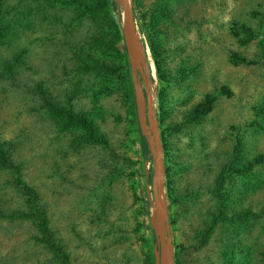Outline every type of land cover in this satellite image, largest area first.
<instances>
[{"label": "rangeland", "instance_id": "1", "mask_svg": "<svg viewBox=\"0 0 264 264\" xmlns=\"http://www.w3.org/2000/svg\"><path fill=\"white\" fill-rule=\"evenodd\" d=\"M106 1L72 31L63 8L45 17L30 0L8 3L22 26L0 42V64L21 53V67L0 81V138L24 161L70 264H157L153 129L138 103L124 5ZM130 2L159 126L173 263L264 264V0ZM71 46L92 54L85 60L93 69L81 78ZM234 53L249 65H233ZM35 83L69 108L63 91L77 88L73 110L89 115L99 134L48 113ZM197 107L211 111L190 122ZM12 182L0 169V264H61L20 219L26 199Z\"/></svg>", "mask_w": 264, "mask_h": 264}, {"label": "trees", "instance_id": "2", "mask_svg": "<svg viewBox=\"0 0 264 264\" xmlns=\"http://www.w3.org/2000/svg\"><path fill=\"white\" fill-rule=\"evenodd\" d=\"M12 0H0V42L6 39V36L11 34V32L16 31L17 26L21 25L19 14H10L11 10L8 3H11ZM40 6L38 9L39 13L45 15V17H51V15L46 16L51 10H56L58 8H63L69 12L68 28L71 29L77 21L83 19L90 20L93 18L92 15L94 12L105 9V5L108 4L106 0H30ZM62 9V10H63ZM59 10V9H58ZM57 10V12H58ZM56 12V13H57ZM15 13V12H14ZM44 17V18H45ZM54 19H58L56 14L52 16ZM22 26V25H21ZM241 30L245 31L247 34H250V37H253V29L250 26H240ZM17 37V36H16ZM236 38H240L238 33H235ZM76 34L72 35V41L75 42ZM244 41V40H242ZM245 43V42H244ZM251 42H246L249 44ZM76 42L72 45H75ZM75 50L72 46L70 47V53H72L74 58L80 60L78 78L84 76V74H89L92 71L93 66L88 63L85 58L89 61H92V54L87 50H82L78 46ZM16 55V54H15ZM21 53H18L14 58H9L7 61H4L0 64L3 68L0 72V81L2 78L15 79L19 73V64ZM233 65L238 66L241 64L249 65L247 58L240 56L238 53L233 54ZM159 67V66H158ZM34 88L31 90L32 94L37 96L39 95L43 101L44 109L52 114L55 117L62 118L67 125L79 127L88 134H96L99 132L90 118L89 115L84 113H76L73 110L75 99L80 98V92L74 86L71 88L65 89L63 91L65 100L68 105L72 106L71 108L66 107L64 104L59 102L52 94L50 89H47L42 84L35 83ZM212 99V98H211ZM215 101L212 100L210 104ZM214 103V102H213ZM211 111L210 108L202 109V107H197L189 116V121H196L203 113H208ZM99 134V133H98ZM100 139V138H99ZM99 141V140H98ZM103 142V140H101ZM147 145H149L147 143ZM14 147L11 148V141H5L0 138V169L6 171L10 174L12 178V187L17 189V191L22 193L26 202L24 203V208L18 210V215L25 222L31 223L39 232L37 243L44 246L46 250L54 253V255L61 261V264H70L69 256L66 251L63 249V246L58 242L54 236L53 229L47 217V212L44 208V201L39 191L27 181L25 177V163L21 161L20 158L17 160L14 159ZM220 215V214H219ZM217 216L212 221V227H215L219 224L222 216ZM247 213L243 212L240 215L236 214L233 216L234 219H245Z\"/></svg>", "mask_w": 264, "mask_h": 264}, {"label": "water", "instance_id": "3", "mask_svg": "<svg viewBox=\"0 0 264 264\" xmlns=\"http://www.w3.org/2000/svg\"><path fill=\"white\" fill-rule=\"evenodd\" d=\"M121 2L124 5L125 44L135 79L138 103L141 108L144 123L148 122L153 129V138L155 141V146L152 147L153 158H154V175L152 179V187H153V199H154L155 215H156L155 231L158 241L160 242V248H161V252L157 255V264H160V259L162 255H163L162 264H174L172 243L169 237V221L163 200L164 187L161 184L163 160L161 154L159 126L153 118L151 94L149 92V87L147 84V77L138 55L137 23H136L135 14L131 6L130 0H121ZM140 76L144 81L147 90V96H148L147 111L144 107L145 105L142 101V96L140 93L141 92L140 78H139Z\"/></svg>", "mask_w": 264, "mask_h": 264}, {"label": "bare ground", "instance_id": "4", "mask_svg": "<svg viewBox=\"0 0 264 264\" xmlns=\"http://www.w3.org/2000/svg\"><path fill=\"white\" fill-rule=\"evenodd\" d=\"M140 49V48H139ZM141 58V59H140ZM140 61H142L143 65H145V55L143 52L140 53V57H139ZM146 71V70H145ZM147 75V74H146Z\"/></svg>", "mask_w": 264, "mask_h": 264}]
</instances>
